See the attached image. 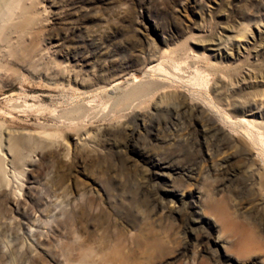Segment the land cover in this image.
<instances>
[{
  "label": "rangeland",
  "instance_id": "374dc122",
  "mask_svg": "<svg viewBox=\"0 0 264 264\" xmlns=\"http://www.w3.org/2000/svg\"><path fill=\"white\" fill-rule=\"evenodd\" d=\"M34 2L20 53L0 42V264H264L258 152L203 132L178 95L157 103L180 89L155 79L202 77L264 150V0ZM130 77L164 86L114 112ZM213 200L258 248L237 250Z\"/></svg>",
  "mask_w": 264,
  "mask_h": 264
},
{
  "label": "bare ground",
  "instance_id": "6f19581e",
  "mask_svg": "<svg viewBox=\"0 0 264 264\" xmlns=\"http://www.w3.org/2000/svg\"><path fill=\"white\" fill-rule=\"evenodd\" d=\"M34 1L35 0H0V42L7 46H10V44H15L9 47V52L13 55L20 53V50L16 48L20 40V36L28 32L31 25L33 24V15L35 12ZM154 69L155 67L151 70H147L145 73H149ZM131 77L126 80L124 87L118 89V91H121L116 92L118 96L113 102L112 107L114 112L122 111L124 106L133 105L136 101L140 102L136 104L135 108H146L150 99L142 101L144 97L151 92V89L154 87V85H158V88L160 86H164V84H155L159 83V81H136L131 79ZM155 79H159L160 81L166 79L172 84L171 86L174 85V89L176 87L180 89L179 91L171 90L168 92V94L161 95L157 103L174 104V100L172 99L173 96H180L183 104L187 107V111L190 113V115L195 117L196 124L200 129H202L203 132L208 133L210 130H216L227 137L241 136L243 143L247 147L246 150L248 151V154H250L248 147H250L251 151H257L260 161L264 164L262 137L253 133L252 130L247 127L249 123L246 121L237 120L229 112H227L225 107L221 105L220 97L213 95L212 92L205 93V91L203 93L199 88L203 81L202 77H198L194 83L189 85L178 82L176 81L177 79L174 80L163 75H157ZM121 92L123 93L121 94ZM116 94H110V98L108 100L112 101L113 95ZM108 96L109 95H106V97ZM77 108V112L79 113L80 107ZM184 112H186V110ZM179 113H182V110ZM18 141V138H13L10 144L8 143L9 152H12L16 158L19 157ZM19 159L20 158H17L18 162ZM3 176V161L0 157V185L3 184ZM220 203L221 202L217 203L213 200L210 204L209 214L215 219L222 229H225L227 232L238 238L239 245L237 250L239 252H244L253 247L258 248V243L251 231L249 229H243L241 226L239 227L230 209L224 204ZM153 241L154 240L149 239L146 242L147 245H149L150 250L156 249L155 244L152 245ZM71 254L72 250L69 248V250L66 251V255L70 256ZM91 257L92 256L89 254V252L82 250L80 255L78 254V264H98L97 262H93Z\"/></svg>",
  "mask_w": 264,
  "mask_h": 264
}]
</instances>
